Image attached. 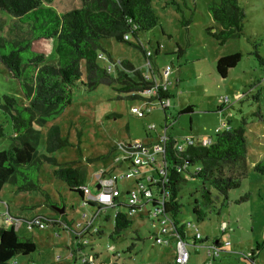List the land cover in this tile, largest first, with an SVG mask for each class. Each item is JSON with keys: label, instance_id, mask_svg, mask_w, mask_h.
<instances>
[{"label": "rangeland", "instance_id": "1", "mask_svg": "<svg viewBox=\"0 0 264 264\" xmlns=\"http://www.w3.org/2000/svg\"><path fill=\"white\" fill-rule=\"evenodd\" d=\"M172 1H154L159 25L142 33L140 43L144 52L126 43L105 40L98 59V64L103 68L108 64L129 62L149 82L154 80V76L160 80V71L170 67V85L167 89L172 98L168 110L164 111L157 100L148 102L153 94H148L147 100L126 99L131 93L119 92L120 85H100L96 90L88 91L78 82L73 89L71 105L57 119L40 129L39 153H45L48 127L56 124L62 137L70 144L53 154L57 164L83 170L84 185L90 188L91 196L97 194L94 185L102 172L103 176L115 181L120 193L135 189L136 181L144 176L154 175L149 168L137 171L132 168L130 160L124 161L125 156L128 158L130 155L124 145L144 140L146 134L150 133L149 126L153 124L156 133H161L165 128V116L168 133L173 134L183 146H186L185 140L188 138L199 145L207 143L209 138L214 140L216 130L224 131L227 122L231 123L232 128L243 127L251 157L247 160L248 174L242 180L241 187L229 193V200L219 213L221 201L215 199L216 204L205 206L200 196L202 182L190 179L180 192L183 207L178 219L195 224L208 241L199 246L193 238L194 231L186 229L185 242L190 254L186 264H264V174L254 171V162L264 159V0H239L246 14L244 33L223 46L206 31L215 26L207 6L219 0H174L178 6L171 4ZM79 6L80 0H56L55 4L59 12ZM181 17L191 21L187 27L182 26ZM14 20L6 12L0 11V28L4 29L2 34L7 35V29ZM55 45L56 40L52 39L46 43L38 42L35 47L46 53L49 64H55ZM157 45L160 47L155 55ZM146 51L152 53L151 66ZM234 53L242 54L241 62L229 70L227 78L222 79L216 72L217 61ZM108 55L111 60L107 59ZM118 67L138 80L132 70L122 65ZM81 70L84 81L83 66ZM111 75L117 76L114 68ZM6 95L15 98L18 103L24 101L17 80L0 64V103ZM224 97L229 98L226 103L223 102ZM132 107L142 110L150 108L151 113L138 118L131 113ZM188 107L191 111L182 113ZM7 121L8 117L0 109V128L7 134V137L0 139V151L10 146L8 135L11 129ZM151 134L155 135L154 132ZM57 168L53 164L42 165L39 172L40 186L52 203L65 207L64 213L68 220H74L75 225L78 222L82 225L85 220L82 218L84 210L80 197L54 177L53 171ZM245 195H248V199L238 203ZM118 197L121 203H127L124 195L119 194ZM45 198L41 191L17 193L10 184L0 190V227L9 226L6 219L19 220V234L31 237L37 247L29 257H16L14 262L17 264H74L70 255L79 246H83L80 257L83 256L91 264H163L171 262L177 252V242L171 236L167 237V243L155 241L156 236L161 237L159 222H162V218L153 214L151 204L142 205L140 212L132 214L131 228L117 239L110 238L114 225V211L111 209L106 210L100 220L95 222L90 235L80 239H77L79 235L76 232L64 230L62 223L58 225L63 228L49 224L45 229H28L27 222L36 217H59L60 214L54 210L57 207L49 206ZM195 199L199 201L201 209L208 213L202 222L192 213ZM105 217L111 220L105 223ZM222 221L227 222L233 231L223 235ZM96 227L101 230V235L94 232ZM220 238L228 240L231 246L223 248L213 261L208 248ZM132 244L135 247L130 251ZM77 264H81L80 259Z\"/></svg>", "mask_w": 264, "mask_h": 264}, {"label": "trees", "instance_id": "2", "mask_svg": "<svg viewBox=\"0 0 264 264\" xmlns=\"http://www.w3.org/2000/svg\"><path fill=\"white\" fill-rule=\"evenodd\" d=\"M154 1L80 0L79 7L59 12L55 7L56 0H0V11L15 19L12 21L13 25L7 29L6 36L2 34L4 29L0 28V64L13 79L17 80L24 95L22 103L7 95L3 96L0 103V109L8 117L7 122L11 129V134L8 135L10 146L0 151V190L4 185L10 184L16 188L17 193L41 191L49 206L60 209L64 206L52 203L39 183L42 165L53 164L58 167L53 171L54 177L64 182L71 192L79 195L84 210L82 218L85 221L94 218V225L106 210L111 209L114 211V225L110 238L117 239L131 228L132 214L129 211L134 209L135 212H140L139 205L133 207L128 202L121 203L118 196H114L113 206L87 199L84 189L89 187L84 185L85 172L79 168L61 167L57 164L53 154L70 145L68 140L62 137L58 125L48 127L45 153L40 154L38 148L40 129L57 119L71 105L73 89L78 82H81L88 91L96 90L100 85H120L119 92L131 93L126 99H142L141 93L154 85L129 62L123 61L120 65L132 70L138 80L119 70L118 65L114 67L117 76L113 77L111 75L113 70L109 72L107 69L110 64L106 68L98 64L99 53L103 51L102 43L105 40L126 43L144 52V47L140 43L142 33L151 31L159 25V17L153 6ZM171 4L178 6L174 0ZM207 8L215 26L207 28L206 31L220 46L225 45L230 39L243 35L246 14L239 0L212 1ZM179 10L181 9L178 7V13ZM190 22L181 17L182 26L187 27ZM125 37L128 39L125 40ZM52 39L56 40L55 64H49L46 53L38 51L35 47L38 42L46 43ZM159 47L157 45L154 50L155 55L158 54ZM177 49L181 54L180 47L177 46ZM151 58L147 57L150 66ZM107 59L111 60L109 55ZM241 59V53L219 58L216 64L217 74L222 79L227 78L229 70L235 68ZM82 66L85 69L84 81ZM158 98L172 97L169 92L159 89L157 95L148 101ZM190 111V108H186L182 113ZM165 120L167 124V116ZM6 135L0 128V139L7 137ZM169 136L165 158L173 169H170L166 182L152 186L151 189L156 193L167 194L164 214L161 215L172 220L175 231L184 237L185 229L192 222L184 223L178 219L183 207L180 201L183 186L190 179H199L202 182L200 196L204 205L216 204L215 199L221 201L219 209L221 213L222 206L229 200V193L240 188L242 180L248 174L247 160L251 157L248 150L249 142L243 127L232 128L230 124H227L224 131L216 133L210 144L187 145L182 152L173 149L177 140L173 134L170 133ZM176 166H184L183 172H177ZM254 171L264 174V159L258 163L254 162ZM101 176L103 177V173ZM247 199L248 195H245L238 203ZM193 202L195 205L192 213L200 222L204 221L208 213L201 209L197 199ZM151 205L156 207V201ZM54 210L59 215V212ZM110 220L111 218L105 217L104 222ZM42 221L46 225L51 224L58 228L61 227L58 223H62L64 227L66 226L64 230H77L76 222L68 220L65 213L60 214L58 218ZM100 231L98 227L94 229L95 233H100L99 235L102 234ZM221 233L226 234L222 231ZM90 234V230L85 231L83 238ZM214 242H217L216 247L221 249L223 248L221 244L229 241L217 239ZM134 247L135 244H132L129 250L132 251ZM82 248L83 246H79L77 251H72L70 256L74 264L82 259L83 256L80 257ZM36 249L33 239L26 235L21 236L14 225L0 227V264H17L14 262L16 257H29ZM81 264L91 263L88 260L85 262L81 260ZM163 264L175 262L172 260Z\"/></svg>", "mask_w": 264, "mask_h": 264}, {"label": "built area", "instance_id": "3", "mask_svg": "<svg viewBox=\"0 0 264 264\" xmlns=\"http://www.w3.org/2000/svg\"><path fill=\"white\" fill-rule=\"evenodd\" d=\"M128 37H125V40H127ZM147 57L152 56V53L150 51L145 52ZM149 62V61H148ZM116 65H120V62H118L115 65H108L107 69L110 72L113 70V68ZM171 74V68L170 67H165L163 68L160 73L159 77L160 80L156 79L154 76V80L151 83H154V85L147 90H144L141 95L143 100H147L146 97L148 94H153L154 96L157 95L158 90L162 89L164 92H168V85H170L168 78ZM153 96V97H154ZM169 100L170 99H163V98H158V104L163 110H168L169 106ZM229 100L228 97H224L223 102L226 103ZM150 102V101H148ZM151 109L147 108L146 110H142L137 107H132L131 108V113L137 116L138 118H144L146 116L150 115ZM148 131L150 133L146 134V138L144 140H135L130 142L127 145H124V149H128V158L125 157L127 161L130 160L132 162V168L139 171L141 168H149L150 170L153 171L154 175H146L144 176L141 180L136 181V188L129 192V196L127 199V202L129 203L130 206L136 207L137 205L140 206V211H141V206L142 205H148L152 204V202L156 201V207L153 206V214L156 217H161L162 222H161V232L160 236L155 237V241L157 243L163 244L167 243V237L171 236L174 240L177 242V252L173 258V261L175 264H186L189 260L190 254L187 249V244L185 242L187 235H186V229H192L194 231V240L196 243L199 244H205L207 243V238L203 236V234L200 232V229L195 225V224H188L187 228L185 229V235L184 237H181L178 235V233L175 231L174 226H173V221L166 218L165 216H162L161 214L163 213V208L165 205V201L167 198L166 193H156L154 194V191L151 189L152 186H155L160 183H164L167 181V177L169 175L171 164L166 160V146L167 142L170 139L169 133H168V127L167 124H165V128L161 133H156V127L155 125H151L148 128ZM151 132H154L155 135L153 136ZM220 132L219 130H216V133ZM213 140V139H212ZM211 139L207 141V143H204L202 145L206 146L212 142ZM185 144L187 145H197L199 144L197 141H194L193 139H186ZM186 146L180 145L178 142L174 146L173 149H175L178 152H182ZM176 171L177 172H183L184 166H176ZM183 169V170H182ZM101 187L99 190H97V194L95 196H91V192L89 188L84 189V194L87 196V199L95 200L101 204H104L106 206H113V198L114 196H119V192H117L114 189V181H109V180H102L100 182ZM158 192V191H157ZM145 203V204H144ZM130 214H134L135 211L130 210ZM151 214V213H149ZM42 220H45L42 217H36L35 219L28 221L27 222V227L28 229L32 228H39V229H45L46 224ZM6 222L8 223L9 226L14 225L17 229V227L20 225L19 220H11L6 219ZM94 223V218L93 219H88L82 225L80 222L75 225L77 230H74L73 232H76L79 237L77 239L83 238L85 231L92 229L91 227L93 226ZM66 228V226L64 227ZM18 230V229H17ZM232 228L228 226L227 223H222L221 226V231L223 233H230L232 232ZM217 242L215 243L214 241L212 242L211 246L208 248L209 255L211 256V259L214 261L221 251H223V248L229 247L230 243L229 242H224L221 244L223 248H217L216 247ZM82 262H85L86 259L82 258Z\"/></svg>", "mask_w": 264, "mask_h": 264}, {"label": "crops", "instance_id": "4", "mask_svg": "<svg viewBox=\"0 0 264 264\" xmlns=\"http://www.w3.org/2000/svg\"><path fill=\"white\" fill-rule=\"evenodd\" d=\"M169 92V91H168ZM189 108V107H188ZM227 124L229 125V124H231L230 122H227ZM231 126V125H230ZM226 127H227V125H226ZM225 127V128H226ZM210 139V138H209ZM212 140V139H211ZM126 157V156H125ZM103 173V172H102ZM103 175H104V173H103ZM102 180H109V181H112L109 177H106V176H100L99 178H98V180L96 181V183H95V185H94V188H96L97 189V187H101V184H100V182L102 181ZM90 189V188H89ZM114 189L118 192V187H117V185H116V183H115V181H114ZM134 189H126V191L124 192H120L119 194L120 195H124L127 199H128V196H129V192H131V191H133ZM90 192H91V190H90ZM145 204V203H144ZM144 206H147L146 204L144 205ZM221 239V238H220ZM217 240V239H216ZM222 240V239H221ZM224 241H228V240H224ZM190 259V258H189ZM189 261V260H188Z\"/></svg>", "mask_w": 264, "mask_h": 264}, {"label": "water", "instance_id": "5", "mask_svg": "<svg viewBox=\"0 0 264 264\" xmlns=\"http://www.w3.org/2000/svg\"><path fill=\"white\" fill-rule=\"evenodd\" d=\"M100 189V187H97V189L96 190H99ZM56 211H58L59 212V214H63L64 213V211H65V208L64 207H62V208H56Z\"/></svg>", "mask_w": 264, "mask_h": 264}]
</instances>
